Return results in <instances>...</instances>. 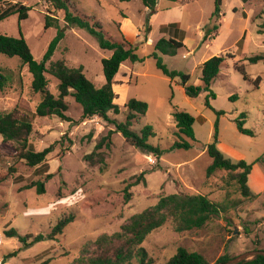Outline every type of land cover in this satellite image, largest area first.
<instances>
[{"label": "rangeland", "instance_id": "rangeland-1", "mask_svg": "<svg viewBox=\"0 0 264 264\" xmlns=\"http://www.w3.org/2000/svg\"><path fill=\"white\" fill-rule=\"evenodd\" d=\"M11 1L30 7L28 17L19 20L17 14H12L0 20V34L23 36L34 59L41 61L57 33L54 27L44 28L47 6L42 0H0V5ZM70 1L95 16L112 39L137 43L136 53L143 59L122 64L119 72L126 69L129 73L127 67H131L132 81L113 86L119 112H110L109 117L123 121V104L130 98L146 102V113L133 121L131 129L139 133L149 124L155 133L149 143L168 149L177 139L172 110L186 111L194 118V140L188 139L193 146L165 151L156 158L114 132L110 148L102 149L107 154L105 167L101 170L98 165H89L83 156L113 126L96 117L80 121V106L71 96L66 97L65 113L75 122L55 116L35 117L42 94L32 91L30 72L19 57L0 53V70L8 78L5 88L0 89V113L18 108L33 115L29 140L34 150L56 144L46 157V167H29L15 159L12 144L0 136V175H8L0 181V264H39L44 260L47 264H75L85 242L118 231L129 216L154 205L160 196L180 192L207 194L214 202H226L229 208L200 229L178 232L168 220L153 230L142 243L153 264L165 263L178 246L200 252L210 264L224 253L235 256L257 243L264 250V0H222L217 35L206 41L202 32L214 24V0H156L153 11L140 0ZM55 16L63 26L62 12H55ZM147 26L149 31L145 30ZM161 36H173L184 43L175 55L160 56L167 68L189 75L187 84L201 83L202 62L212 56L224 57L210 86L214 98L207 97L208 91L188 97L179 77L170 79L157 69L150 54ZM111 54L110 50L100 49L86 31L66 28L51 60L63 59L69 66H81L85 76L100 87L105 82L101 60ZM258 55L262 58L250 62V57ZM235 63L244 64L248 79L235 69ZM258 76L260 82L255 85ZM46 77L47 88L56 95L57 80L48 73ZM216 111L223 113L217 115ZM241 113L246 114L244 127L253 135L237 129L235 120ZM216 120L218 143L227 147V153L221 150L223 155L232 162L243 159L252 164L248 186L257 194L253 199L243 197L234 182L226 183L225 171L206 177L211 159L204 146L214 140ZM11 166L15 167L12 173L8 172ZM140 172H144L145 182L131 187V199L124 202V182ZM47 174L52 176L45 178ZM37 180L44 183L42 193H37L35 187L26 188ZM261 184L262 189L257 191ZM68 215H74V219L55 239L24 246L18 236L4 233L13 228L22 236L46 237L58 219ZM13 251L16 255L3 260ZM130 264L138 263L133 259Z\"/></svg>", "mask_w": 264, "mask_h": 264}, {"label": "trees", "instance_id": "trees-1", "mask_svg": "<svg viewBox=\"0 0 264 264\" xmlns=\"http://www.w3.org/2000/svg\"><path fill=\"white\" fill-rule=\"evenodd\" d=\"M47 6V14L44 15V28L54 27L57 30L55 37L48 45L46 52L41 61L34 59L30 47L23 36L14 37L6 34H0V53L8 56H17L23 65H26L32 76L31 89L33 92H40L42 99L37 103L35 117L55 116L61 121L73 122L66 111L68 110L67 96L73 97L74 101L80 106V121H86L94 117L110 123L113 129H108L104 135H101L96 142L94 149L83 156V159L89 165H98L102 170L106 165V152L103 148L109 149L112 141L111 135L119 132L124 140L131 146L142 150L146 154H153L158 158L165 151L174 149H189L193 145L189 140H194L193 122L194 118L188 112L173 108L172 117L175 124L173 131L177 139L168 149H162L149 143V138L155 135L153 128L146 124L139 133L131 129L133 121L143 116L147 111V103L136 98H130L123 106L126 109L125 119L118 121L110 118L109 113L119 112V105L114 102L117 94L113 89L114 77L119 71L123 62L130 63L141 62L137 51V43H131L124 38L114 40L107 35L100 21L93 15L82 11L70 0H42ZM128 1V0H123ZM145 8L153 11L156 0H140ZM222 0H214V11L211 15L214 24L203 31V40L212 39L217 35L220 18ZM30 7L19 1L6 2L0 5V20L12 14H17L19 20L28 17ZM62 12L64 25H60V19L55 16V12ZM66 28H79L86 31L97 42L98 47L103 50H110L112 54L108 58H102V70L105 82L100 87H96L83 73V68L73 67L66 64L65 60H51V57L57 48L60 40L64 37ZM149 26L146 31H149ZM164 25L161 26V30ZM154 51L150 54L155 59L157 69L166 77L174 79L180 78L181 84L185 88L188 97H196L201 91H208L207 97L214 98L215 95L210 86L212 81L217 77L223 64L224 57L212 56L201 63L199 85L187 84L189 75L177 70H171L163 63L160 55L173 56L178 49L184 47V43L173 37L161 36L154 42ZM232 58L233 55H230ZM262 57L260 55L250 57V62H255ZM235 69L248 79L243 63H235ZM46 73L52 75L57 80V94L54 95L47 88L48 79ZM7 76L0 70V89L7 85ZM260 77H256L254 84L258 85ZM206 105H209L208 99ZM217 115L223 111H216ZM245 113H241L235 120L237 129L243 134L253 135V132L244 127ZM75 122V121H74ZM33 130V115L13 108L11 111L0 113V136L5 142H10L14 149V157L17 161L23 162L29 167L40 168L46 167V157L55 148L56 144H51L43 150L36 151L33 149L29 137ZM214 140L204 146L205 152L211 159L210 164L206 167V177H210L216 171H225V182H234L240 194L246 199H253L257 196L248 186V175L252 169V164L240 159L232 162L226 158L218 148V123L214 124ZM189 139V140H188ZM15 171V167H9L10 173ZM40 171V169H39ZM144 172L132 176L125 181L122 188L123 200L128 202L131 199V187L145 182ZM7 173L0 175V181L7 179ZM52 175L47 174L45 178ZM35 187L37 193L44 192L43 181H32L26 185V188ZM229 206L226 202H214L207 194L196 193H171L162 195L154 205H151L141 212L132 214L121 224L118 231L107 234L102 233L93 241H87L81 246V257L76 260L75 264H130L136 259L138 264H153L148 252L142 246L146 237L155 229L161 227L168 220L174 224V229L178 232L200 229L204 227L213 217L220 213L227 212ZM74 219V215L63 216L52 227L50 233L45 237L42 234L35 236L26 234L19 235L15 229L6 230V236H18L24 246L33 242L41 241L45 238L55 239L62 234L67 224ZM28 239H31L29 242ZM253 249H260L258 243ZM16 251L6 254L3 258L16 255ZM236 256V255H235ZM234 256L226 253L219 256L215 262H224ZM44 260L39 264H47ZM163 264H210L209 261L196 250H190L184 246H178L176 252L168 258ZM238 264H264V256L256 255L245 259Z\"/></svg>", "mask_w": 264, "mask_h": 264}, {"label": "water", "instance_id": "water-1", "mask_svg": "<svg viewBox=\"0 0 264 264\" xmlns=\"http://www.w3.org/2000/svg\"><path fill=\"white\" fill-rule=\"evenodd\" d=\"M256 255H261L264 256V250L263 249H253V250H248L245 252H242L224 262H214L212 264H238L239 262L249 259L251 257H254Z\"/></svg>", "mask_w": 264, "mask_h": 264}, {"label": "crops", "instance_id": "crops-1", "mask_svg": "<svg viewBox=\"0 0 264 264\" xmlns=\"http://www.w3.org/2000/svg\"><path fill=\"white\" fill-rule=\"evenodd\" d=\"M169 37H173V36H169ZM122 64H121L120 68L123 66ZM120 68H119V71H120ZM125 70L122 73H120L119 71L116 73V75L114 77V84H113V86L115 85V83H119L120 82V84H123V83H130L132 81V74H131L132 73V69H131V67H127V71H129V73L128 72H125ZM118 74H121V75H118ZM217 146H218V148L220 150H223V152L225 151L227 153V147L222 148L220 142L217 144ZM262 187H263V185L261 184L260 187L258 189H256V190L257 191H260L262 189Z\"/></svg>", "mask_w": 264, "mask_h": 264}]
</instances>
